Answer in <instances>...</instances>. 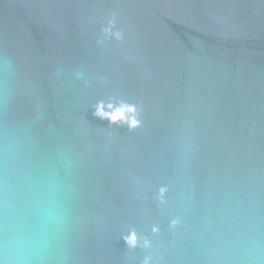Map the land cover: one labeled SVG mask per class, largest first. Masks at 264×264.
<instances>
[{"label":"water","instance_id":"1","mask_svg":"<svg viewBox=\"0 0 264 264\" xmlns=\"http://www.w3.org/2000/svg\"><path fill=\"white\" fill-rule=\"evenodd\" d=\"M0 264H264V0H0Z\"/></svg>","mask_w":264,"mask_h":264}]
</instances>
